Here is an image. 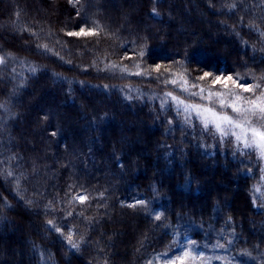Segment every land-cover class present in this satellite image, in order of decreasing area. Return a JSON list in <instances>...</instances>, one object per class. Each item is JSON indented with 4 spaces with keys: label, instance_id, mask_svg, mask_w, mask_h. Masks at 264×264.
<instances>
[{
    "label": "trees",
    "instance_id": "obj_1",
    "mask_svg": "<svg viewBox=\"0 0 264 264\" xmlns=\"http://www.w3.org/2000/svg\"><path fill=\"white\" fill-rule=\"evenodd\" d=\"M233 89L264 97V0H0V264H174L180 231L264 264L260 155L175 101Z\"/></svg>",
    "mask_w": 264,
    "mask_h": 264
},
{
    "label": "rangeland",
    "instance_id": "obj_2",
    "mask_svg": "<svg viewBox=\"0 0 264 264\" xmlns=\"http://www.w3.org/2000/svg\"><path fill=\"white\" fill-rule=\"evenodd\" d=\"M223 81L224 87L228 88L230 83L229 77L224 76ZM241 89L244 93L249 91L248 87H242ZM223 93V96H218L220 109L207 107L202 104L188 103L179 99H175V101L183 110L193 113L205 127L213 128L218 136H231L240 147L256 150L264 164V142H261L259 136L253 135V130L264 133V128H259L249 123L250 116H264V113L260 112L251 103L252 101L259 103V100H250L249 94L242 95L235 89L230 90V93L228 91L225 95ZM259 98L264 100V97ZM234 108H238L239 111L234 110ZM243 112L246 116L240 115ZM224 117H228V120L223 119ZM81 197L83 196L81 195L77 199L82 202L84 199H81ZM138 201V198L133 197L127 203L134 204ZM177 239L178 245L172 263L185 264L187 259H192L191 264H225L220 259L211 260L210 258H204L202 249L192 243L191 236L187 232L180 231ZM186 253L187 255H185Z\"/></svg>",
    "mask_w": 264,
    "mask_h": 264
},
{
    "label": "snow or ice",
    "instance_id": "obj_3",
    "mask_svg": "<svg viewBox=\"0 0 264 264\" xmlns=\"http://www.w3.org/2000/svg\"><path fill=\"white\" fill-rule=\"evenodd\" d=\"M81 32L83 33L84 30L82 29ZM79 34L80 33H76V35H79ZM85 34H87V33H85ZM70 35H71V33H70ZM229 79H231V78H229ZM237 99H239V97H237ZM258 100H259V103H257L256 101H252L251 103H253V105L255 107H257L260 112L264 113V100H262L260 98H258ZM222 103H223V101H222ZM234 110L239 111L238 108H234ZM223 119L228 120V117H224ZM253 135L259 136L261 142H264V133L256 132L255 130H253ZM81 199H84V198L81 197ZM185 255H187V253Z\"/></svg>",
    "mask_w": 264,
    "mask_h": 264
}]
</instances>
